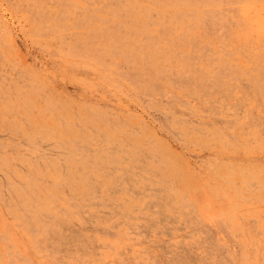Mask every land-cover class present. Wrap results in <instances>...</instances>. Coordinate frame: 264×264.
Segmentation results:
<instances>
[{"label":"rangeland","instance_id":"rangeland-1","mask_svg":"<svg viewBox=\"0 0 264 264\" xmlns=\"http://www.w3.org/2000/svg\"><path fill=\"white\" fill-rule=\"evenodd\" d=\"M0 264H264V0H0Z\"/></svg>","mask_w":264,"mask_h":264},{"label":"bare ground","instance_id":"bare-ground-1","mask_svg":"<svg viewBox=\"0 0 264 264\" xmlns=\"http://www.w3.org/2000/svg\"><path fill=\"white\" fill-rule=\"evenodd\" d=\"M219 231V230H218ZM224 261V260H223Z\"/></svg>","mask_w":264,"mask_h":264}]
</instances>
